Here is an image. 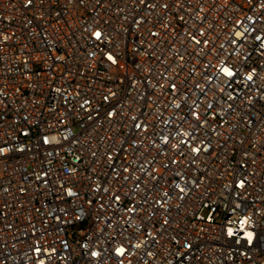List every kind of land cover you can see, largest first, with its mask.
Wrapping results in <instances>:
<instances>
[{
    "label": "built area",
    "instance_id": "built-area-1",
    "mask_svg": "<svg viewBox=\"0 0 264 264\" xmlns=\"http://www.w3.org/2000/svg\"><path fill=\"white\" fill-rule=\"evenodd\" d=\"M0 264H264V0H0Z\"/></svg>",
    "mask_w": 264,
    "mask_h": 264
}]
</instances>
